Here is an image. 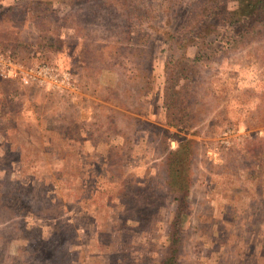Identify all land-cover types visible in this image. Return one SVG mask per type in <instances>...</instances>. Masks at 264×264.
Returning a JSON list of instances; mask_svg holds the SVG:
<instances>
[{"label": "rangeland", "instance_id": "obj_1", "mask_svg": "<svg viewBox=\"0 0 264 264\" xmlns=\"http://www.w3.org/2000/svg\"><path fill=\"white\" fill-rule=\"evenodd\" d=\"M210 3L0 0V264H164L176 153V264H264V0L246 25Z\"/></svg>", "mask_w": 264, "mask_h": 264}, {"label": "trees", "instance_id": "obj_2", "mask_svg": "<svg viewBox=\"0 0 264 264\" xmlns=\"http://www.w3.org/2000/svg\"><path fill=\"white\" fill-rule=\"evenodd\" d=\"M226 1L228 0H211V3L209 7H207L204 10V13L201 15L202 19H205V22L210 19V18H215L217 20V23L222 20L228 23H238L243 24L242 20L243 18H246V21L244 20V24H249L248 21L252 20L254 14L253 11L255 7L260 4L263 0H232L236 2V7L232 10H229L226 6ZM213 24H205L204 22L199 25L196 28H193L187 32V35L185 36V39H187L189 42L195 41L194 39L201 38V35L208 36L214 29ZM196 43V42H194ZM198 54L196 52V58L197 60ZM189 68H191L189 66ZM174 69L171 71L173 73ZM169 78V77H168ZM180 81H183V84H180L182 87L173 90H169L173 92V94L179 95L180 93L184 92V88H187V81L189 80L188 76H183L182 78L179 79ZM169 92L166 94V98H168ZM188 93L185 92V95ZM185 98L186 96H182L180 101H176V98L174 96L171 97L173 106L178 108V110L181 113H184V110L186 109L187 106H185ZM175 157L177 159H175ZM168 172H167V177H168V188L169 190L174 193L175 195L178 193V196L176 197L178 199V202L180 204L179 210L176 212V215L172 221V226L173 228L171 229L172 233H169V242H170V255H167L166 260L164 264H176V259L174 253L178 251L177 248V240H179V237L181 235V232L183 231V222L186 219V210L188 209L187 204L185 203L186 200H184V197L186 196V187H187V175L185 172L184 165L182 163L181 157H178V154L176 153L173 158L170 157L168 161ZM178 167L177 169L174 170V168ZM180 171V172H179ZM178 173V178H176V174ZM9 204L13 207V201L7 200ZM183 203V204H182ZM15 204V203H14ZM182 205V206H181ZM174 229V230H173ZM45 230L42 229V239L43 240H51L54 234V231L52 230L51 232H44ZM50 241H47L45 243H49ZM46 253H49L50 249L45 248Z\"/></svg>", "mask_w": 264, "mask_h": 264}, {"label": "built area", "instance_id": "obj_3", "mask_svg": "<svg viewBox=\"0 0 264 264\" xmlns=\"http://www.w3.org/2000/svg\"><path fill=\"white\" fill-rule=\"evenodd\" d=\"M8 64H5L3 60V56L0 54V74L1 75H8L10 73L9 68L6 67ZM56 70V68H53L51 66H39L36 68H31L29 71H26V75L19 76V79L24 84H29L31 82H41L44 80V77H42V74H45V72H53ZM17 74V72H16ZM15 75V74H14ZM66 80L69 81V73L62 72V78L61 82L64 83Z\"/></svg>", "mask_w": 264, "mask_h": 264}]
</instances>
